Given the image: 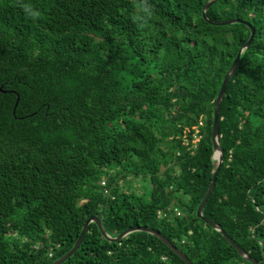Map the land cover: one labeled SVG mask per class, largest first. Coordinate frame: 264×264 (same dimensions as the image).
<instances>
[{
	"label": "trees",
	"instance_id": "obj_1",
	"mask_svg": "<svg viewBox=\"0 0 264 264\" xmlns=\"http://www.w3.org/2000/svg\"><path fill=\"white\" fill-rule=\"evenodd\" d=\"M208 1L146 0L148 18L145 0H0V264H52L91 216L111 236L156 229L194 264H253L197 214L215 101L251 34L206 21ZM206 14L256 34L222 100L203 214L264 264V0ZM62 264L187 263L149 232L114 242L91 222Z\"/></svg>",
	"mask_w": 264,
	"mask_h": 264
},
{
	"label": "water",
	"instance_id": "obj_2",
	"mask_svg": "<svg viewBox=\"0 0 264 264\" xmlns=\"http://www.w3.org/2000/svg\"><path fill=\"white\" fill-rule=\"evenodd\" d=\"M217 0H209L208 2L205 3L204 7H203V16L205 18L206 21L210 22L211 24H216V25H227V24H233V23H245L246 25H248L251 29V34L248 38V40L241 46L235 60L233 61L232 65L230 66L223 84L220 88V91L217 95V99L215 101V108H214V120H213V131H212V142H213V146H214V158L217 159L218 164L217 167L213 173L212 176V180L210 183V186L207 190V193L205 194L203 200L201 201L198 210H197V214L200 218H202L206 223H208L209 225H211L213 228H215L216 230L220 231L223 236L238 250L239 254L246 260L252 262L253 264H260L256 259H254L253 257H251V255L246 252L223 228V226L217 222H214L212 220H210L209 218H207L204 214H203V209L204 206L206 205L209 197L211 196L215 185H216V181H217V176L218 173L220 171L221 165L223 163V158H224V150L222 148V146L220 145V132H219V121H220V107L222 104V100L227 88V85L231 79V77L234 75V73L236 72V69L238 67L240 58H241V54L243 53V51L245 49H247L250 44L252 43L255 34H256V28L248 21L242 20V19H238V18H234V19H229V20H224V21H215V20H211L210 18H208L206 11L208 10V8H210ZM0 92H8V90L4 89L2 86H0ZM15 92V91H13ZM19 102V95H18V99L14 105V112L16 111L17 105ZM91 222H95L101 233L103 234V236L105 238H107L109 241H119L121 240L123 237H125L127 234L132 233L134 231H145V232H149L157 237H159L163 242H165L170 248H172L174 250V252H176L187 264H194L189 257L182 251L180 250L177 246H175L167 237H165L162 233H160L158 230L147 227V226H136V227H131L125 231H123L122 233H120L118 236H111L110 234H108V232L106 231V229L104 228L101 220L97 217V216H91L89 217L85 223L84 226L82 228L81 234L78 237L76 243L74 244V246L68 251L66 252L63 256H61L60 258H58L57 260H55L52 264H62L64 261H66L80 246V244L82 243L84 236L88 230L89 224Z\"/></svg>",
	"mask_w": 264,
	"mask_h": 264
},
{
	"label": "clouds",
	"instance_id": "obj_3",
	"mask_svg": "<svg viewBox=\"0 0 264 264\" xmlns=\"http://www.w3.org/2000/svg\"><path fill=\"white\" fill-rule=\"evenodd\" d=\"M25 11L33 18L35 19L36 17L39 16V12L37 11H34L30 8V6H26L25 7ZM142 11L143 13H146L147 14V17L150 18L152 16V11H151V8L147 5L146 3V0H145V3L143 4L142 6ZM137 19L141 20L142 21V25H146L148 23V19L144 18V17H137Z\"/></svg>",
	"mask_w": 264,
	"mask_h": 264
},
{
	"label": "rangeland",
	"instance_id": "obj_4",
	"mask_svg": "<svg viewBox=\"0 0 264 264\" xmlns=\"http://www.w3.org/2000/svg\"><path fill=\"white\" fill-rule=\"evenodd\" d=\"M197 139H198V136H197V138L195 139V141H198ZM133 182H134L135 187H137V188H138V186L141 187V183H139V182H141L140 180H135V181H133Z\"/></svg>",
	"mask_w": 264,
	"mask_h": 264
},
{
	"label": "built area",
	"instance_id": "obj_5",
	"mask_svg": "<svg viewBox=\"0 0 264 264\" xmlns=\"http://www.w3.org/2000/svg\"><path fill=\"white\" fill-rule=\"evenodd\" d=\"M200 124H202V122ZM197 136H198V139H199V135H197ZM175 211L177 212V214H180L181 213V211L178 208H175Z\"/></svg>",
	"mask_w": 264,
	"mask_h": 264
}]
</instances>
